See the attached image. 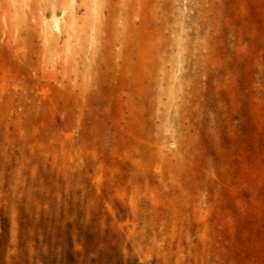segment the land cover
I'll return each instance as SVG.
<instances>
[{
	"label": "rangeland",
	"instance_id": "rangeland-1",
	"mask_svg": "<svg viewBox=\"0 0 264 264\" xmlns=\"http://www.w3.org/2000/svg\"><path fill=\"white\" fill-rule=\"evenodd\" d=\"M0 264H264V0H0Z\"/></svg>",
	"mask_w": 264,
	"mask_h": 264
},
{
	"label": "bare ground",
	"instance_id": "bare-ground-1",
	"mask_svg": "<svg viewBox=\"0 0 264 264\" xmlns=\"http://www.w3.org/2000/svg\"><path fill=\"white\" fill-rule=\"evenodd\" d=\"M65 6H66L67 8H69L67 4H66ZM8 7H9V6H8ZM70 14H71V13H70ZM69 20H70L69 24H68V25L66 24V25H67V29L71 31V27L74 25V23H73V19L71 18V16L69 17ZM73 27H74V26H73ZM70 34H71V33H70ZM89 37H90L89 40H91V41H92L93 38H94V35H93V33H92L91 31L89 32ZM94 42H95V41H94ZM92 46H93V45H92Z\"/></svg>",
	"mask_w": 264,
	"mask_h": 264
}]
</instances>
